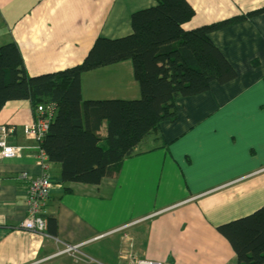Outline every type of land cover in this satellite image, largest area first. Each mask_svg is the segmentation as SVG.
<instances>
[{
    "label": "crops",
    "instance_id": "obj_1",
    "mask_svg": "<svg viewBox=\"0 0 264 264\" xmlns=\"http://www.w3.org/2000/svg\"><path fill=\"white\" fill-rule=\"evenodd\" d=\"M190 31L264 7V0H186ZM154 0H0V47L14 44L28 77L80 65L95 40L132 33L130 17ZM210 41L233 69V81L175 101L177 119L160 125L97 186L63 183L60 166L38 165L23 127L36 112L7 102L0 127L13 128L19 156L0 159V264H237L217 227L264 205V14L214 32ZM86 101L139 98L129 61L81 76ZM41 148V145H40ZM42 150V149H41ZM44 153V152H43ZM45 154V153H44ZM52 182L45 217L56 230L44 237L20 229L29 217L28 182ZM47 224V223H46ZM65 246L77 247L58 254Z\"/></svg>",
    "mask_w": 264,
    "mask_h": 264
},
{
    "label": "trees",
    "instance_id": "obj_2",
    "mask_svg": "<svg viewBox=\"0 0 264 264\" xmlns=\"http://www.w3.org/2000/svg\"><path fill=\"white\" fill-rule=\"evenodd\" d=\"M133 13L132 33L95 40L80 65L28 77L18 48L0 47V112L7 102L26 101L36 112L53 105L55 114L41 149L60 166L63 183L97 186L117 174L125 160L140 156L144 141L163 123L177 119L175 101L205 94L210 84H227L235 72L209 35L264 14V7L187 31L194 16L186 0H154ZM129 61L140 96L136 100L83 101L81 76ZM105 127V134L102 133ZM52 235L54 218L47 219ZM237 264H264V205L254 213L217 227Z\"/></svg>",
    "mask_w": 264,
    "mask_h": 264
},
{
    "label": "built area",
    "instance_id": "obj_3",
    "mask_svg": "<svg viewBox=\"0 0 264 264\" xmlns=\"http://www.w3.org/2000/svg\"><path fill=\"white\" fill-rule=\"evenodd\" d=\"M55 114L53 105L39 106L36 109V119L33 123L23 127V135L26 137V149L37 150L38 165L41 169L46 167V156L40 148L41 142L48 132L49 125ZM14 133L13 128L0 127V159L8 160L19 156L20 149L8 144L7 139ZM21 180L28 182V206L29 217L24 220L20 229L32 234H38L44 237H50L46 234L47 221L45 217V208L49 198L52 182L46 175H41L28 181V174L22 173ZM77 250V247L65 246L58 254H67ZM131 264H159L143 261L137 258L131 259Z\"/></svg>",
    "mask_w": 264,
    "mask_h": 264
},
{
    "label": "rangeland",
    "instance_id": "obj_4",
    "mask_svg": "<svg viewBox=\"0 0 264 264\" xmlns=\"http://www.w3.org/2000/svg\"><path fill=\"white\" fill-rule=\"evenodd\" d=\"M155 5V4H154ZM148 8H150V7H148ZM138 10H136V11H140V10H143V9H141V7L140 8H137ZM145 9H147V8H145ZM83 101H86V99L85 100H83ZM102 133L103 134H105V127H103V130H102ZM138 152H141V149H139V151Z\"/></svg>",
    "mask_w": 264,
    "mask_h": 264
}]
</instances>
